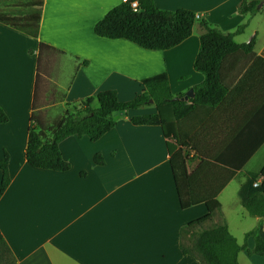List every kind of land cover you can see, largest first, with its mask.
<instances>
[{"label": "crops", "instance_id": "crops-1", "mask_svg": "<svg viewBox=\"0 0 264 264\" xmlns=\"http://www.w3.org/2000/svg\"><path fill=\"white\" fill-rule=\"evenodd\" d=\"M121 1L42 0L39 5L36 0L35 5L32 0L40 9L35 37L0 21V106L8 117L0 123V159L6 152L10 175L0 195V239L13 264H201L181 252L179 228L207 213V206L201 201L181 207L169 159L174 140L158 124L132 123L130 114L143 113L142 108L119 111L115 125L95 140L62 139L58 145L70 163L67 170L34 167L25 158L34 96L49 122L101 89L128 99L141 90L142 78L162 71L174 94L184 95L202 82L204 74L193 67L203 32L199 19L224 31L246 22L234 39L242 43L254 36L255 42L254 55L233 51L224 58L222 99L194 106L181 120L183 140L190 142L187 168L195 171L192 188L209 193L234 171L216 195L220 209L213 220L226 222L238 242L254 226L264 238V216L251 215L249 226L236 224L238 233L228 217L231 211L248 214L238 190L246 173L264 163V2L250 15L237 12L240 0H153L159 8L191 9L198 20L178 44L147 49L94 33V23ZM8 5L0 9L20 12L22 1ZM54 97L64 107L61 113L45 108L55 104ZM96 152L103 155L102 164L94 162ZM253 243L249 236L247 245ZM241 253L250 264H264V256L246 250L238 253V264Z\"/></svg>", "mask_w": 264, "mask_h": 264}, {"label": "trees", "instance_id": "trees-1", "mask_svg": "<svg viewBox=\"0 0 264 264\" xmlns=\"http://www.w3.org/2000/svg\"><path fill=\"white\" fill-rule=\"evenodd\" d=\"M20 1V12L0 9V21L35 37L38 33L40 9L33 8L32 0ZM137 1V10H133L129 1H121L111 7L94 23V33L102 37L125 38L147 49H167L188 37L194 22L198 20L195 11L185 7L164 9L157 7L153 0ZM259 1L240 0L237 12L252 15L261 9ZM41 4L42 0H39V5ZM199 22L203 32L199 36V48L193 67L204 74V79L193 86V96L181 99L182 93H172L168 75L162 71L142 78L141 90L128 99H119L114 89H101L73 104L72 111L66 109L61 116L49 122L42 119L34 96L25 158L34 167L67 170L70 163L63 158L58 145L62 139L76 135L95 140L115 125L113 112L128 113L142 106L153 105V111L131 113L130 121L134 124H158L164 136L174 140V146L168 145L171 152L169 159L181 207L201 201L207 206V213L203 216L180 226L181 252L195 256L201 264H238V253L241 250L264 256V238L259 233V227L254 226L244 233L243 241L238 242L226 222L213 220L214 212L220 209L216 195L233 176L234 171L227 172L209 193L197 192L196 188H192L195 171L187 168L186 147L190 142L183 140L181 120L190 115L194 106H211L222 99L227 88L221 78L224 58L233 51L254 55L252 49L255 37L251 36L247 42L235 41L234 35L243 32L246 22L239 24L233 31H224L205 19H199ZM44 45L40 42V49ZM175 96L178 98H174ZM7 119V114L0 106V123ZM93 160L96 164L104 162L100 152L94 153ZM0 171L1 195L10 180L6 152L0 159ZM238 194L248 214L264 216V163L257 171L246 173ZM249 236L254 239L252 247L247 245ZM13 263L10 248L4 239H0V264Z\"/></svg>", "mask_w": 264, "mask_h": 264}, {"label": "rangeland", "instance_id": "rangeland-1", "mask_svg": "<svg viewBox=\"0 0 264 264\" xmlns=\"http://www.w3.org/2000/svg\"><path fill=\"white\" fill-rule=\"evenodd\" d=\"M16 1L17 0H0V4H2V3H4L5 5L9 4L10 6H13L12 8H14L16 5ZM54 98L55 99L53 101H55L54 102L55 104L47 105V106H45V108L48 109L49 112H51V114L61 113V111H63L64 107L62 106L61 103H58V100H59L58 97H54ZM152 106L153 105H146V106H142L140 108H142L141 109L142 112L149 111L151 109L153 111V108H151ZM70 109H72V107ZM119 113H120L119 111L113 112L112 115L114 118H117ZM230 213L231 214L228 215V217H232L233 220H231L230 223H231L232 230L236 233H238V231L240 230L241 225H243V226L248 225L249 226L253 221V217L249 214L244 213V215L242 216L240 213H237V212L235 213V211H233V212L231 211ZM237 215H241L243 219L240 218V216L237 217ZM236 224H238V226L240 225L239 229L235 228ZM238 239H239V241H242L243 238L239 237ZM240 264H250L243 253H241V255H240Z\"/></svg>", "mask_w": 264, "mask_h": 264}, {"label": "water", "instance_id": "water-1", "mask_svg": "<svg viewBox=\"0 0 264 264\" xmlns=\"http://www.w3.org/2000/svg\"><path fill=\"white\" fill-rule=\"evenodd\" d=\"M263 2H264V0H260L258 3V6H260ZM190 96H193V88H189V90L185 92L183 97H180V98L181 99H188V97H190ZM174 98H178V97L175 96Z\"/></svg>", "mask_w": 264, "mask_h": 264}, {"label": "built area", "instance_id": "built-area-1", "mask_svg": "<svg viewBox=\"0 0 264 264\" xmlns=\"http://www.w3.org/2000/svg\"><path fill=\"white\" fill-rule=\"evenodd\" d=\"M122 1H129L130 6L133 8V10H137L138 8V1L137 0H122ZM257 182L254 183L256 185Z\"/></svg>", "mask_w": 264, "mask_h": 264}]
</instances>
